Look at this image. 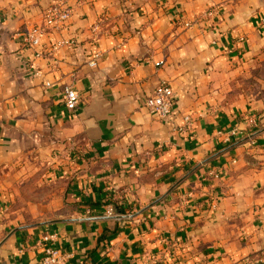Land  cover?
<instances>
[{"label": "crops", "instance_id": "obj_1", "mask_svg": "<svg viewBox=\"0 0 264 264\" xmlns=\"http://www.w3.org/2000/svg\"><path fill=\"white\" fill-rule=\"evenodd\" d=\"M263 58L264 0H0V264H264Z\"/></svg>", "mask_w": 264, "mask_h": 264}, {"label": "built area", "instance_id": "obj_2", "mask_svg": "<svg viewBox=\"0 0 264 264\" xmlns=\"http://www.w3.org/2000/svg\"><path fill=\"white\" fill-rule=\"evenodd\" d=\"M217 14L215 9L207 10L203 16L205 21L212 20ZM72 15L71 9L66 7L64 4L58 3L52 7L48 12V22L53 27L54 30L62 29ZM189 27L190 24L184 25ZM40 31H34L31 34V38H35ZM98 55L94 56L92 60L88 63L90 68L97 67ZM163 63L156 64V66H162ZM64 101L65 106L69 111H75L80 104V98L78 93L73 87H66L64 90ZM144 108L152 115L156 116L161 120L169 119L172 114L173 109V90L166 84H160L151 97L147 98L144 102ZM184 125L182 127L183 132H188L193 128V122L190 115L183 117ZM256 119L252 118V125H256ZM223 135V133H219ZM238 135L237 130H233L226 134L223 142L225 144L230 143L231 139ZM113 211L110 210L108 215H112ZM59 237L54 232L45 233L39 240L38 245L42 247L43 257L41 264H64L65 255L62 253L61 248L59 247ZM263 261H259V264H262Z\"/></svg>", "mask_w": 264, "mask_h": 264}, {"label": "rangeland", "instance_id": "obj_3", "mask_svg": "<svg viewBox=\"0 0 264 264\" xmlns=\"http://www.w3.org/2000/svg\"><path fill=\"white\" fill-rule=\"evenodd\" d=\"M258 75H259L258 78L250 77L249 79L252 82H250L249 85H244V87L250 88L251 92L258 93L260 94V96L262 95L264 97V68L263 67L260 69Z\"/></svg>", "mask_w": 264, "mask_h": 264}, {"label": "trees", "instance_id": "obj_4", "mask_svg": "<svg viewBox=\"0 0 264 264\" xmlns=\"http://www.w3.org/2000/svg\"><path fill=\"white\" fill-rule=\"evenodd\" d=\"M117 214L122 215L125 214L123 210H117Z\"/></svg>", "mask_w": 264, "mask_h": 264}]
</instances>
